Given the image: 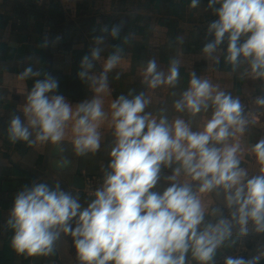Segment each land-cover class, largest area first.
<instances>
[{
    "label": "clouds",
    "instance_id": "1",
    "mask_svg": "<svg viewBox=\"0 0 264 264\" xmlns=\"http://www.w3.org/2000/svg\"><path fill=\"white\" fill-rule=\"evenodd\" d=\"M189 7L200 8L201 0H190ZM204 9L216 19L207 25L212 39L202 57L217 66L222 55L228 76L247 65L241 78L264 82V0H208ZM125 23L100 25L80 61L77 76L87 83L89 99L73 105L58 94L51 73L31 64L16 74L19 81L35 82L30 90L25 85L24 104L8 122L10 143L60 146L68 140L75 156H95L105 121L113 140L103 182L86 206L58 181L33 180L16 192L5 221L11 250L25 258L50 257L63 234L73 239L79 264H260L264 244L247 258L217 256L246 238L250 227L264 234V136L245 143L255 121L240 98L194 72L172 103L179 115L169 119L166 112L147 111L152 100L146 91L130 89L111 101L109 119L104 95L110 94L109 74L121 64L124 48L112 45L106 57L102 53L108 37L121 39ZM130 41L125 35L122 43ZM97 63L102 70L91 71ZM180 65L171 58L165 72L150 58L141 82L153 90L176 88ZM254 104L264 109V95L255 96ZM245 154L254 157L257 174L242 166ZM68 163L63 157L60 166ZM163 169L172 170L164 176L168 186L155 191ZM214 194L222 196V207Z\"/></svg>",
    "mask_w": 264,
    "mask_h": 264
},
{
    "label": "crops",
    "instance_id": "2",
    "mask_svg": "<svg viewBox=\"0 0 264 264\" xmlns=\"http://www.w3.org/2000/svg\"><path fill=\"white\" fill-rule=\"evenodd\" d=\"M189 2L0 0V264H79L73 239L63 234L57 241L53 256L25 258L16 255L10 248L12 233L5 227V221L16 192L33 180L49 184L58 181L65 191L78 195L82 205L86 206L91 199L82 191L84 179L91 174L104 175L113 140L109 123L105 121L100 127L101 149L95 156H75L68 140L60 146L28 147L23 142L10 143L7 138L8 122L24 104L25 85L30 90L35 82L19 81L16 74L29 64L34 69L51 73L58 80V94L64 95L73 105L89 99L92 93L87 83L77 76L80 61L89 54L92 37L99 34L100 25L111 26L123 20L126 23L121 39L108 37L102 53V57H106L114 50L112 45L122 44L124 48L121 64L109 74L110 94L104 95V108L109 119L111 101L121 93L127 94L130 89H134L136 94L146 91L152 100L147 111L154 114L166 112L169 119L179 115L172 103L179 98L181 91L187 89L192 72L239 97L249 114L264 112L254 104L255 96L264 95V82L250 77L241 78L247 65H241L228 76L230 66L225 64L222 55L217 66L202 57L203 46L212 39L206 36L207 25L216 17L204 9L208 0H201V7L197 9H191ZM125 35L131 36L128 44L122 43ZM177 37L182 38L183 43L178 42ZM45 42L47 46L40 47ZM221 47L226 48V44ZM153 57L165 72L171 58L180 59V81L176 88L161 86L153 90L141 82L145 62ZM101 70L97 63L91 71ZM116 73H120L119 79H115ZM201 115L209 116L210 113ZM193 130H197L195 125ZM262 136L263 130L256 124L250 125L244 141L254 144ZM63 157H67L69 163L60 166ZM242 166L248 169L250 175L258 173V165L252 156L245 154ZM171 171L162 170L155 191L162 192L168 186L164 176L170 175ZM214 199L223 206L222 196L214 194ZM208 200L206 197L205 202ZM259 244H264V234L256 235L250 227L246 238L232 248L221 249L217 259L223 255H237L240 249L250 256Z\"/></svg>",
    "mask_w": 264,
    "mask_h": 264
},
{
    "label": "built area",
    "instance_id": "3",
    "mask_svg": "<svg viewBox=\"0 0 264 264\" xmlns=\"http://www.w3.org/2000/svg\"><path fill=\"white\" fill-rule=\"evenodd\" d=\"M250 119L255 121V124L264 131V112L250 113ZM103 182V175L100 174H91L87 175L84 179V186L82 191L90 197L94 198L95 190L100 187ZM237 255L244 256L245 258L249 257L244 249H240L237 252Z\"/></svg>",
    "mask_w": 264,
    "mask_h": 264
},
{
    "label": "water",
    "instance_id": "4",
    "mask_svg": "<svg viewBox=\"0 0 264 264\" xmlns=\"http://www.w3.org/2000/svg\"><path fill=\"white\" fill-rule=\"evenodd\" d=\"M260 264H264V260H262V261L260 262Z\"/></svg>",
    "mask_w": 264,
    "mask_h": 264
}]
</instances>
